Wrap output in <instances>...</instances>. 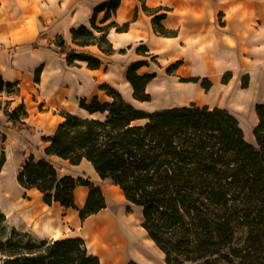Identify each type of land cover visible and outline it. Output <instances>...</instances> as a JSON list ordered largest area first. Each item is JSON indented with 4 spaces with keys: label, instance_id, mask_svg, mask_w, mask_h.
I'll return each mask as SVG.
<instances>
[{
    "label": "trees",
    "instance_id": "obj_1",
    "mask_svg": "<svg viewBox=\"0 0 264 264\" xmlns=\"http://www.w3.org/2000/svg\"><path fill=\"white\" fill-rule=\"evenodd\" d=\"M142 1L146 13L156 14ZM122 0H109L99 5L90 20L91 27L72 30L73 44L58 36L54 45L68 65L86 62L88 68L99 69L103 62L88 54L77 53L76 46L97 45L112 55L116 49L108 39L111 29L129 30L130 22L98 24L113 19ZM137 16V13L135 17ZM165 14L153 18L155 31L163 36H176L177 31L162 25ZM142 48V49H141ZM139 49L143 54L146 47ZM126 50H120L124 53ZM139 61L130 65L127 80L133 98L150 102L148 84L155 74L141 75L146 65ZM181 65L167 68L173 74ZM42 67L36 70L39 80ZM232 73L222 78L227 84ZM199 77L183 79L199 83ZM202 88L213 84L203 78ZM249 86L245 77L243 87ZM108 100L98 95L81 98L80 107L90 116L82 117L64 111V120L47 143L44 158L31 155L18 173V182L26 189H36L46 204L60 203L78 209L75 190L87 186L89 195L84 208L78 209L85 221L107 208L104 191L90 179L62 175L50 156L79 165L90 162L106 186H118L126 200L142 209V226L162 250L167 264H264V104L256 106L259 122L253 130L256 144L245 137L239 119L228 109L192 102L157 111H146L128 102L120 91L102 84ZM18 82L0 78V97L17 96ZM14 100L0 101V110L8 117L12 129L35 131L26 119L24 101L12 108ZM100 114V117H93ZM5 136L0 135V171L7 161ZM6 215L0 212V264H101L90 254L82 238L34 240L14 230L4 235ZM128 264H138L130 261Z\"/></svg>",
    "mask_w": 264,
    "mask_h": 264
},
{
    "label": "crops",
    "instance_id": "obj_2",
    "mask_svg": "<svg viewBox=\"0 0 264 264\" xmlns=\"http://www.w3.org/2000/svg\"><path fill=\"white\" fill-rule=\"evenodd\" d=\"M108 1L0 0V78L6 82H18L20 89L19 95L9 98L3 95L0 101L5 104L6 99H13L12 108L15 107L24 101L25 83L31 85L32 82L46 90L52 87V90L56 91L59 87L69 91L73 96L80 94L81 98H89L86 92L94 88L93 81L96 76L97 86L99 83L98 92L103 93L100 86L109 84L116 88L122 73L126 79L128 95L142 106L149 102H140L133 98V88L126 75L130 65L139 61L147 63L138 70L139 74L156 75L149 72L141 73L143 68L149 67L150 58L156 62L165 61L168 67L180 62L179 68L173 74H168L169 76L176 73L177 76L187 79L199 77L211 81L210 78H213L221 79L222 82L225 74L232 73L231 80L227 84L222 83L224 92L230 93V88L234 86L232 87L236 89L234 96L240 103L242 114L240 118L233 114L244 127L243 116L249 113L252 120L251 129L254 130L259 122L256 106L264 104V0H144L150 9L161 8L156 14L146 13L140 0H122L113 19L103 23L104 12L98 16V24L101 26L109 24L112 20L120 24L130 22L129 30L126 32H117L114 28L109 31L108 39L117 50L116 53L107 55L97 45L76 46L77 53L92 55L100 59L103 66L99 69H90L86 62H78L75 66L68 65L66 57L58 53L54 45L55 39L62 36L69 44H73L72 30L81 26L90 28V20L95 9ZM162 14L166 15L161 22L162 25L177 31L176 36H163L155 31L153 18ZM141 47H146L148 51L143 54L139 51ZM120 50L126 51L120 53ZM40 67L42 72L39 80H36V70ZM246 76L249 77V86L244 88L242 80ZM156 79L157 75L147 87V93L151 96L149 88ZM95 95L99 96L98 93H94L91 97ZM78 106L77 112H67L82 117L90 116L80 107V101ZM214 107L228 109L222 105ZM153 111L157 110L150 112ZM60 117L57 126L64 120L61 114ZM26 121L35 127L31 123L30 115ZM56 128L48 135L39 134L36 127L35 133L28 129L15 131L8 117L0 110V135L6 138L7 155V161L0 171V192L7 189L5 171L9 166L10 157L7 145L9 144L12 151L18 150V153H22V168L31 155L37 159L46 157L47 143L44 142L43 136H51ZM48 158L56 163L62 175H70L75 179H90L101 187L95 181L100 177L90 162L84 160L79 165H72L69 161L56 156ZM84 167L89 170L87 174ZM19 171L14 176L17 186L24 192H36L41 203L40 206L24 203L12 209L16 214L21 209L20 213L27 216L31 223L18 219L19 222L32 229L36 223L40 225L41 230L50 225L53 231L48 233L33 229L41 234V238L47 240L82 238L89 253L99 257L101 264H128L130 261L138 264H167L164 253L143 228V221L139 231L134 221L127 217L123 208L116 206L111 194L107 195L105 190L102 189L107 200V208L82 221L78 209L84 208L86 204L89 195L87 186H78L75 190V203L78 209L65 208L58 202L49 205L44 202L43 195L38 190H26L20 185L17 179ZM118 189L121 191L118 186H111L108 192H119ZM121 196L125 198L123 193ZM136 208L143 216L142 209ZM57 230L63 233V237L55 236Z\"/></svg>",
    "mask_w": 264,
    "mask_h": 264
},
{
    "label": "rangeland",
    "instance_id": "obj_3",
    "mask_svg": "<svg viewBox=\"0 0 264 264\" xmlns=\"http://www.w3.org/2000/svg\"><path fill=\"white\" fill-rule=\"evenodd\" d=\"M148 61L150 63L149 67L143 68L141 70V73L149 72L156 73L157 75L156 81L153 82V84H151L149 88L150 92L152 93L151 102L145 103L141 106L136 101H134L128 95V90L125 87L126 79L122 73V77L117 82V87L115 86L118 91H120L123 96H125L126 99L132 102L135 106L146 111H151L169 106L188 105L192 102H195L199 105H209L211 107L222 105L228 107L230 112L234 113L237 117L240 118L242 113L240 112V103L234 96L236 90L232 88L234 86L230 88L231 92L226 94L224 92V87L221 79L214 80L213 78H210L213 86L209 91H207L201 86L203 78L199 83H186L182 81L183 79H187L186 77L183 78L182 76H177L176 73L173 76H169L167 74L168 64H166L165 61L156 62L155 60L150 58L148 59ZM102 77L103 75L101 73L100 79H102ZM96 80L97 76L95 78V81H93L94 88H90L86 93L89 94V98H92L91 96L94 93H98L103 101L108 100L105 92H98L97 87L99 86V83L97 86ZM244 82L245 78L242 80V83ZM156 84L158 85L156 86ZM25 85L26 90L23 99L26 103L29 115L31 117V123L35 125L39 134L44 133L48 135L52 133L60 121V114L62 112L78 111V104L81 98L80 94L73 96L69 91H66L64 89L62 90L59 87L56 91L52 90V87L46 90L43 87L36 86L33 82L31 83V85H28L27 83H25ZM186 93H192L193 96H187ZM243 117V126L245 127V129L244 127H242V125L241 127L245 132L246 140L250 144L255 145V138L253 135V130L251 129L252 120L249 117V113L245 114ZM35 127L33 128L35 129ZM35 132L36 129L32 133ZM7 147L10 154L9 166L5 171L7 175L5 177V180H7V189H3L0 192V212L4 213L7 218L4 223V235L9 237L14 230H17L21 233L28 234L34 240H44L43 238H41V234H38L31 227L21 224L18 220L16 212L12 209V207L15 209L18 205L24 203L30 206H40L41 200L40 196L36 192H24L15 183L14 176L21 169L23 156L22 153H18V150L12 151L9 144L7 145ZM85 169V174H87L89 170L87 168ZM95 181L101 185L102 189L106 191L107 195L111 194L112 198L116 202V206L118 208H123V210L126 212L127 217L131 218L138 227V230L141 231V222L143 221L141 212L135 206L127 202L126 199L121 196L120 192L114 191L109 193L108 189H110L111 186L104 185L102 180L100 179H96ZM60 237H63V233H61Z\"/></svg>",
    "mask_w": 264,
    "mask_h": 264
},
{
    "label": "bare ground",
    "instance_id": "obj_4",
    "mask_svg": "<svg viewBox=\"0 0 264 264\" xmlns=\"http://www.w3.org/2000/svg\"><path fill=\"white\" fill-rule=\"evenodd\" d=\"M158 84H156V86H157ZM162 87V86H161ZM186 95L187 96H193L192 95V93H186ZM250 120V119H249ZM118 191L121 193V191L118 189ZM122 194V193H121ZM18 209V208H17ZM21 210V209H20ZM20 210H18V214H17V217H18V219H20V220H24L25 222H29V223H31V220H29V218L27 217V216H25V215H23V214H21L20 213ZM33 229H35L36 231H42V232H52L53 231V229H51V227H50V225H46L45 226V230L44 229H42L41 230V227H40V225L38 224V223H36V224H34V226H33ZM60 235H61V232L60 231H56V233H55V236H57V237H60ZM151 242V241H150ZM152 243V242H151ZM141 253V252H140Z\"/></svg>",
    "mask_w": 264,
    "mask_h": 264
}]
</instances>
